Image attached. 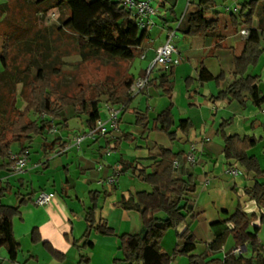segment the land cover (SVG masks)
Here are the masks:
<instances>
[{"label":"trees","instance_id":"16d2710c","mask_svg":"<svg viewBox=\"0 0 264 264\" xmlns=\"http://www.w3.org/2000/svg\"><path fill=\"white\" fill-rule=\"evenodd\" d=\"M7 1L5 6L0 7V16L6 14L5 21H7V10L12 0ZM35 4L44 11L61 10L63 15L60 18L62 22L60 29L83 40L81 52L84 60L106 55L131 61L140 55V50L148 39L149 30H142L138 26L132 13L123 6V0H37ZM218 5V0L193 1L179 20L176 32H181L185 37L190 38L221 39L219 13L215 12L214 18L208 16ZM232 23L237 31L241 26H245L249 30V37L242 54L235 57L234 82L226 91L211 97L210 101L213 103L238 102L242 106L251 101L256 108L264 110V92L260 89L261 77L248 73L250 68L258 65L264 55V0L245 1L241 4L239 14L232 15ZM13 38L9 33L5 34L0 50V62L3 67V71L0 72V159L8 160V163L0 166V172L9 171L15 166L16 161L12 153V147L15 144L20 145L18 155H28L25 144L33 137H43L44 134L51 132L54 123L50 119H42L43 114L54 120H60L62 114L72 107L77 115L88 117V127L94 128L101 118L100 102L104 97H108L107 102L110 105L123 106V112L130 111L134 114L135 125L143 128L145 132L149 131V110L143 114L130 110L135 98L131 90L137 82L134 76H130L118 85L98 84L94 88H87L76 96L69 97L58 88L55 78L60 76L61 70L57 66L40 67L31 78L23 77L20 67L11 66L8 55L12 44L15 43ZM157 66V64L154 65L150 71H145L139 77V79L148 77V85H154L162 90L169 99L166 109L153 120L150 131L165 134L171 143L180 140L178 133L189 140L194 129L193 123L190 120L177 121L173 113L174 83L171 70L174 68L160 76L157 84V80L151 79ZM225 79L224 74L214 77L202 64L198 69V78L188 79L185 84L189 90L195 82L200 85L212 81L219 84ZM21 82H23L25 105L22 110H18L14 101L15 88ZM32 115L37 116L38 119L33 120ZM227 126L228 122H223L219 131L224 142L225 157L229 162L244 168L248 174L254 175V186L245 188L244 192L257 205L262 206L264 204V170L258 158L249 154L259 141L255 137L229 136L226 134ZM136 140L130 134H123L113 144V150L116 151L123 142L134 144ZM43 145L54 147L56 142L48 144L44 141ZM107 147H110L109 143ZM187 152L185 150L174 152L160 146L157 148V153L150 152L149 157L154 163L149 168H134L131 163L121 159L119 161L121 168L118 173L120 176L130 171L140 183L151 188L150 192L129 193L116 204L125 211L139 213L142 219V230L137 235L116 234L107 220L97 219L100 199L111 197L115 188L111 190V193L90 192L91 207L86 212L87 228L81 241L88 240L93 233L104 237H117L121 257L114 261L115 264L118 262L121 264H172L173 259L178 256L188 258L189 264H227V259L224 261L215 259L208 261V259L219 253L228 236L232 235L235 248L246 245L250 248L252 264H264L263 245L258 239L261 226L253 227V223L257 220L261 225L264 224V215L261 217L256 214L250 215L243 210L240 203L228 220L212 225L213 228H217L215 241L206 245L204 253L196 254L200 245L192 232L196 216L192 214L193 207L188 203L187 196L197 191V178L193 171V164L188 162ZM235 164L230 165L232 169H235L233 167ZM11 192L12 187H3L0 184V249L5 247L10 261L15 262L21 246L15 238L14 220L21 217L23 207L31 202L34 203L36 193L23 195L17 192L15 194L17 204L4 205L3 199ZM229 225H232V228H229ZM172 230L177 232L178 239L183 241L184 245L182 248H176L174 253L169 255L162 251L161 243L165 235ZM81 241H73V246L79 252L94 248V245L88 242L81 246ZM33 243H41L57 261H66L65 254L57 251L49 242L42 241L38 236V230L33 232ZM89 261L88 256L80 255L81 263Z\"/></svg>","mask_w":264,"mask_h":264},{"label":"crops","instance_id":"0c3cea01","mask_svg":"<svg viewBox=\"0 0 264 264\" xmlns=\"http://www.w3.org/2000/svg\"><path fill=\"white\" fill-rule=\"evenodd\" d=\"M176 4L178 5V0L172 6L173 13L176 12L174 9ZM160 5L166 6L164 2ZM235 9L238 11L235 12ZM240 10L241 4L235 0L233 6H225L222 11L217 8L212 11L213 14L219 13L221 39L215 37L179 38L181 47L175 44L182 61L179 66L171 70L174 83L173 113L177 121L190 120L194 125L190 139L178 133L180 140L176 143L181 147L179 151H188L191 145L197 147V162L193 167L197 178V191L187 196L188 203L193 207L192 214L196 216L192 232L196 239L203 243L202 246H198L197 255L204 253L206 245L215 241L217 228H213L212 225L228 220L235 213L239 203L250 215L256 214L258 217L264 215V204L257 205L244 192L245 188L254 186V175L248 174L244 168L226 159L224 142L219 134L223 122H228L227 135L255 137L259 144L250 150L249 154L258 158L264 170V114L262 109L256 108L251 101L246 102L245 106L238 102L213 103L210 101L211 97L226 91L235 80V57L242 54L247 40L241 34L246 27L241 26L237 31L232 23V15L239 14ZM166 11H163V14L165 13L163 16L160 15L163 24L157 30L158 34H153L157 28L155 25L149 30L148 39L140 50V60L149 65L146 71H149L152 66L157 48L162 46L168 34L174 31L169 23V13ZM182 17L175 14L174 20L179 24ZM161 31L163 35H166L164 40L157 38ZM1 47L2 44L0 50ZM202 64L214 77L224 74L226 79L219 84L210 82L200 85L195 82L187 90L186 80H196L198 69ZM166 71L168 70L164 67L157 66L151 79L157 80L158 84L160 76ZM248 73L261 77L260 89L264 92V55L258 65L250 68ZM168 104L169 99L162 90L154 85H148L142 93L135 95L130 110L143 114L146 108L149 109V131L145 132L143 128L134 126L135 115L130 111L123 112L119 129L116 132L94 140L87 139L79 146L76 144V138L89 129L88 117L77 114L70 115V118L62 114L60 120L48 117L53 121L56 132H48L43 137H33L26 143L28 164L25 174L16 175L13 168L9 171H2L0 172V184L3 187H12L11 194H7L2 201L4 205H16L15 193L17 192L23 195L35 192L36 197L40 192L45 191L54 194V197L47 206H37L31 202L22 208L21 217L14 220L15 238L21 246V251L17 260L11 262L8 250L0 249V264H115L114 261L121 257L117 237H104L93 233L88 240L81 241L87 228L86 212L91 207L90 192L111 193V190L115 188L111 197L100 199L97 219L107 220L109 226L118 235H137L141 232L140 214L135 211H125L116 204L129 193L150 192L151 188L140 183L130 171L123 176L117 174L116 171L121 168L119 164L121 159L131 163L134 168H149L154 163L149 157L150 152L157 153V148L160 146L179 152L175 151L174 144L176 143H171L165 134L150 131L153 120L166 109ZM101 117L105 118L106 115L101 113ZM126 117H129V124H125ZM61 124L63 126L58 127ZM123 134H130L137 139L136 142L134 144L123 142L114 151L113 144ZM44 141L48 144L56 142V145L45 147ZM108 143L110 147H107ZM33 144L36 145L33 147ZM109 150L112 152L111 155H108ZM19 152L20 145L15 144L12 147V153L15 155ZM5 163H8V160L0 159V166ZM231 164H235L233 167L240 172L238 176L227 173L232 169ZM115 175H117V182L115 185L109 184L107 180ZM23 189L27 192H23ZM254 226H261L262 230L259 220L253 223ZM229 228H232V225H229ZM34 230H38V236L42 241L49 242L57 251L65 254L66 261H57L41 243L34 244ZM260 234L261 231L258 234L259 239ZM74 240L81 241V246L86 242L91 243L94 248L83 249L79 252L73 246ZM261 244L264 246L262 241ZM183 245L184 242L178 239L177 232L172 230L165 235L161 248L164 253L172 255L176 248H182ZM236 249L234 246L231 248L232 262L245 264L247 260L250 261L252 253L247 245L243 246L242 254L233 253ZM226 251L227 246H223L221 252L226 253ZM80 255L88 256L90 261L81 263ZM224 260H226L225 256L222 258V261ZM118 264L121 263L118 262ZM172 264H189V262L185 258L174 259ZM227 264H230L228 260Z\"/></svg>","mask_w":264,"mask_h":264},{"label":"rangeland","instance_id":"374dc122","mask_svg":"<svg viewBox=\"0 0 264 264\" xmlns=\"http://www.w3.org/2000/svg\"><path fill=\"white\" fill-rule=\"evenodd\" d=\"M234 1L235 0H218L219 5L217 9L222 11L225 6H233ZM245 1L249 0H238L240 4H243ZM36 2L37 0H12L9 4L10 8L7 10V21H5L6 14L0 16V46L3 44V36L5 34L9 33L12 38L14 37L13 43H15L11 46L8 59L11 66H18L21 68L23 77L28 76L31 78L37 73L40 67L49 65L57 66V68L61 70L60 76L55 78L58 88L67 96L73 97L76 96L77 93L87 88H94V86L98 84L118 85L126 81L130 76H134L138 80L149 67L147 62L140 60V55L131 61L112 58L106 55L84 60L81 52L83 40L79 37H74L69 32L61 31L60 29L62 26L60 18L63 15L61 10L52 9L44 11L42 8L36 7ZM162 2L166 4L165 7L160 5ZM175 2L176 0H160L158 2L159 15L154 17L157 28L153 34H158L157 30H159L160 26L163 24L160 15L163 16L165 14H163V11L166 10V12L169 13L171 28L176 31L178 22L174 20V15L176 14L181 18L186 10L188 1L178 0V5L176 4L174 8L176 12L173 13L171 9ZM7 3V0H0V7L5 6ZM225 3L227 5H224ZM220 7L222 9H220ZM208 16L209 18L214 16L212 11ZM162 35L163 32L161 31V34L159 32L157 38L166 39V35ZM179 38L183 39L190 37H185L181 32L176 33L174 43L178 44L180 48L182 44ZM2 71L3 67L0 62V72ZM22 92L23 82L17 84L15 88L14 101L15 107L18 110H22L25 105L23 99L24 92ZM107 101L108 97H104L100 102V111L104 115H106ZM146 110L149 109L146 108ZM63 114L67 118H70V115L76 113L72 107H69ZM31 118L36 120L35 115H32ZM135 122L136 119L134 117V126H136ZM129 123V117H126L125 124ZM60 126L62 127L63 124L58 127ZM35 145L36 144H33V147ZM174 145L175 151L181 149L179 144L176 143ZM33 178L34 176L32 180ZM28 180L31 181V178L28 177ZM23 192H27V190L23 189ZM236 200L238 201V198H236ZM259 241L260 243L261 241L264 243V224L262 225ZM199 243L200 246H202L201 241ZM225 244L224 246H227L226 253L224 252V254L220 251L216 253L213 258H209L208 261L214 259L222 261V258L225 256L230 264H236L232 262V257L230 256L231 248L233 246L235 247L232 235L228 236ZM3 249L6 248L3 247ZM248 254L250 255V253ZM183 258L188 260L186 257ZM183 258L178 256L174 259L181 260ZM245 264H252V262L247 260Z\"/></svg>","mask_w":264,"mask_h":264},{"label":"built area","instance_id":"2783aa9c","mask_svg":"<svg viewBox=\"0 0 264 264\" xmlns=\"http://www.w3.org/2000/svg\"><path fill=\"white\" fill-rule=\"evenodd\" d=\"M160 0H123V6L125 9H127L129 12L132 13L133 17L136 19L138 26L142 30H150L153 27H155V21L154 17L159 14V8L157 6L158 2ZM187 7L185 10H188L190 7V4L193 1L196 0H187ZM228 10V9H227ZM238 9H235V12H237ZM179 25V24H178ZM178 28V26H177ZM177 31V29H176ZM176 31H172L168 34L166 42L157 48L156 55L153 60L152 67L154 65L162 66L166 70L170 71L172 68H175L181 64V54L179 52V49L174 43V38L176 37ZM242 36H244L246 39L249 37V30L244 29L241 31ZM143 58H145L143 56ZM149 70V71H150ZM149 78H141L138 79L135 85L133 86L131 93L135 96L143 92L147 85H148ZM124 107L123 106H112L109 103L106 105V117H101L94 128H89L86 132H84L82 135L78 136L76 138V144L79 146L82 142H84L87 139H97L99 137H106L110 135L112 132H116L119 129L120 126V120L121 116L123 114ZM264 114V110H262ZM42 119H49L45 114L42 116ZM51 120V119H50ZM52 133L56 132V127L54 126L51 130ZM196 151L197 147L196 145H191L188 152V162L193 164V166L196 165L197 157H196ZM111 151H108V155H111ZM13 159L16 161L15 166L13 167V171L16 175H24L25 174V168L28 164V155H13ZM117 174L119 171H116ZM228 174L233 176H238L240 172L237 169H230L227 171ZM107 182L111 185H115L117 182V175L112 176L107 180ZM54 197V194L48 193L45 191L40 192L35 198H34V204L37 206H47L50 204ZM264 251V246H263ZM234 253L242 254L243 253V247L237 248Z\"/></svg>","mask_w":264,"mask_h":264}]
</instances>
